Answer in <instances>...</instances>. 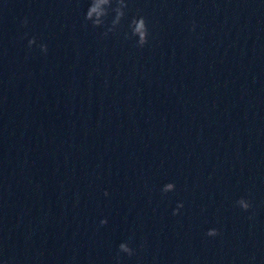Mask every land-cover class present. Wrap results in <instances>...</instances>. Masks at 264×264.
Instances as JSON below:
<instances>
[{
	"label": "clouds",
	"instance_id": "obj_1",
	"mask_svg": "<svg viewBox=\"0 0 264 264\" xmlns=\"http://www.w3.org/2000/svg\"><path fill=\"white\" fill-rule=\"evenodd\" d=\"M128 8V0H89V7L85 14V21L90 22L93 28H104L106 29L102 35H107L109 32H115L121 25L122 21L126 18V10ZM109 18H111L109 20ZM23 23H27V20ZM128 31L125 32V39H135L137 47H144L149 43L150 30L148 22L143 15L133 16L127 24ZM35 43V38L29 40V46ZM41 50L46 52L47 46L40 45ZM175 190L174 183H167L163 186L161 191L163 193L173 192ZM105 195H108L105 192ZM236 205L243 211H248L252 204L250 200L241 197L236 201ZM183 207V204H178L177 208L173 210V215L179 213V209ZM251 219V217H250ZM101 225L107 224V220L103 219L100 221ZM220 230L217 228L208 229L206 236L217 237L220 236ZM131 240V238H129ZM120 253H124L131 257L135 254V249L130 246L128 241L119 244L117 256ZM254 259V257H253Z\"/></svg>",
	"mask_w": 264,
	"mask_h": 264
}]
</instances>
